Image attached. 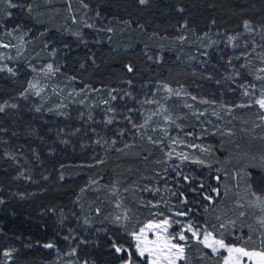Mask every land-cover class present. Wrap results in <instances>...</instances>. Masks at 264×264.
Returning <instances> with one entry per match:
<instances>
[{
    "label": "trees",
    "instance_id": "16d2710c",
    "mask_svg": "<svg viewBox=\"0 0 264 264\" xmlns=\"http://www.w3.org/2000/svg\"><path fill=\"white\" fill-rule=\"evenodd\" d=\"M13 3L17 7L10 8L6 0L0 3V34L23 31L29 41L25 55L17 62L20 74L12 77L0 71V85L7 93L19 87L29 78V66L43 55L53 60L58 71L52 77L54 95L43 93L37 101L22 102L19 111L0 114V264H61L58 261L74 246L85 264H124L112 244H133L131 225L153 216L156 207L140 202L139 195L133 196L147 184L151 187L148 200L163 193L165 206L191 210V218L209 225L217 220L221 208L234 211L237 188L251 186L264 191V132L252 129L253 116L248 113L238 114L234 133L212 140L211 167L198 170L202 173L206 169L209 174L205 177L185 180L176 174L162 178L164 166L153 145L139 140L112 145L113 135L127 127L124 121L133 109L145 108L148 99L156 96L153 84L205 82L210 87L208 75L215 62L224 66L228 54L239 52L233 48V52L219 56L216 47L220 44L218 47L224 48L238 35L243 37L242 46L249 48L247 52L257 47L264 50L259 32L253 33L264 26V0ZM75 16L78 21H73ZM92 20L102 33L90 26ZM246 22L254 30L246 28ZM194 48L203 49L211 58L200 63L198 52L189 53L195 52ZM250 64L253 62L245 64L244 71L252 75ZM128 66L133 71L129 72ZM95 88L113 89L117 94L119 110L109 114L111 124L104 120L105 114L92 112L97 104L91 98L84 100L79 95ZM102 141H108L106 149ZM21 169H35L34 181L14 186L13 177ZM237 172L241 173L239 178ZM215 175L223 178L219 186L224 194L206 210L202 196L208 194L209 187L217 186ZM92 181L97 184L100 193L96 198L101 205L98 214L94 207L96 216L85 224L83 204L75 199L79 189ZM201 184L205 185L203 191ZM116 185L122 192V205L129 210L125 223L113 218L110 193ZM42 190L45 193L39 195ZM184 199L186 204L181 203ZM71 209L79 213L78 221ZM238 218L227 240L247 234L252 237L249 243L257 244L258 225L246 217ZM49 243L54 247H44ZM5 249L14 251L10 260L1 257ZM207 260L208 264H218L217 259Z\"/></svg>",
    "mask_w": 264,
    "mask_h": 264
},
{
    "label": "rangeland",
    "instance_id": "374dc122",
    "mask_svg": "<svg viewBox=\"0 0 264 264\" xmlns=\"http://www.w3.org/2000/svg\"><path fill=\"white\" fill-rule=\"evenodd\" d=\"M95 18V16L93 18L90 16V19ZM78 20L79 19L77 16H75L73 19V21ZM96 20H92L94 23L92 22L91 25L90 23H87V25L94 26L93 28L95 29V32L102 33L100 32L103 31L102 28L95 27L97 26ZM249 30L252 31L254 29L249 27ZM110 31H113V29L111 28ZM258 32L262 39L261 41L259 38V41L262 42L260 45L264 47V26H258L257 29L255 28L253 33ZM8 33H11V35ZM28 36L29 35L23 31H7L6 33L0 34V43H8L11 45L9 48L0 47V55L4 57L3 59H0V68H3L6 65L7 67L12 68L15 74H20L19 71L17 72V62L25 55L29 41ZM241 40L243 41V37L238 35L233 40L225 43L224 48H219L218 46L220 44L216 47L219 56L227 55V52L229 51L233 52L231 51L233 48H237L239 52L237 55L235 54L233 56L228 54V56L225 57L226 61L224 60L225 62H223L224 66L218 65L215 62L217 67L215 66V68H212V71L208 75L211 88L208 85H205V82L197 85L190 83L173 84L161 82L153 84L152 87L156 96L154 98L151 96V98L148 99L145 108L141 109L140 107H136L133 109L132 115L129 116L131 119L129 120V117H127L126 121H124V124L127 127L120 130L117 135H113L115 138L113 137V140L111 139L112 145L118 146L123 143L127 145L138 140L146 141L153 145V148L157 150V156L160 159L159 162L164 166V171L162 170V178H174L178 173L184 177L187 176L188 178H197L203 177L205 174H209L206 169L203 170L202 173L199 171L201 168L207 167L206 165H210V162H212L211 158L214 157L212 140L216 139V137L219 135H228L226 133L229 130H231V133H234L236 131L235 126L239 124L237 121L238 114L248 113L249 115L253 116V121L251 124L252 129L261 130L264 132V121H261L260 119V116L264 115V110H261L259 106L253 102L255 99L259 98L261 89H264V80L257 79L258 76H264V72L259 71L261 68H264V50H260V48L257 47L255 50L250 49L251 51L249 53L247 52L249 48L242 46ZM237 44H239V46H236ZM194 49L195 52L189 53H192L193 55L198 52L200 63L205 59L211 58L209 53L203 49ZM187 50L191 51L190 49ZM8 57H11V59ZM43 57L44 58L41 57L36 63L30 66L27 65V62L24 63L25 66H29L30 75L28 80L21 82V88L19 86L16 89H10L7 93L4 90L5 87L0 85V106L4 107V111L0 112V114H9L13 111H19L21 108L20 104L22 102L30 103L32 100L37 101L38 96L35 94L37 90L42 89L40 95L43 93L46 95H54L53 92H55V87L52 83L53 73H47L45 69L49 64L53 65L54 69L55 65L53 60L50 59L48 55H43ZM248 62H253V64H250L251 70L253 71L252 75L244 71L245 64ZM3 72L12 77L15 75L6 70ZM29 82L35 83L37 88L30 89L28 87ZM165 85H167V88H171L173 92L170 93L167 88H165ZM250 85H255V89L249 87ZM245 87L248 88L249 92H254V95L244 96L243 92ZM177 91L180 92L179 96L174 94ZM79 93L82 99L85 100L89 97L97 104L98 107L96 106L93 108L92 112L99 111L100 114H105V121L110 118L109 114H115V112H118L119 110L117 107L118 102L116 103L115 101L116 99L112 100V96L117 98V94L113 89L109 92H106L99 88H95L93 90H83ZM192 97H195L196 99H192ZM205 101H207V103H205ZM12 105H15V107H12ZM186 105H191V107H187ZM239 105L250 106L239 107ZM161 107L165 111L160 112ZM110 108H114L115 111H109ZM229 109H231V111H229ZM199 112H203L204 115L197 119L193 113ZM154 113L158 114L154 115ZM165 115H169L171 119L175 121V124L165 122ZM146 120L147 124L145 125ZM133 124H135L137 127H133ZM176 125H179L180 127H176ZM189 133H191V135H188ZM148 137H152V140L160 141V143H152L148 140ZM173 138L184 140L185 143L200 145L201 148L209 149V151H200L198 149L185 147L184 145H172L171 140ZM101 139L104 138L101 137ZM101 145H103L105 149L109 146L108 141H102ZM173 148H175V152H172V156L169 158L168 153L171 152ZM180 152L187 154L189 156V160L184 161L179 159L176 154ZM100 159H102V157ZM192 159L203 160L205 165L194 164L191 162ZM18 161L20 162V160ZM35 172V169L19 170V172L14 175L12 180L15 183L14 186L19 184L20 181H26L28 183L34 181L33 178L36 175ZM142 179L143 183H145L146 180L144 178ZM117 189L118 186L116 185L115 189L110 193L112 195L110 200L113 201L112 204L114 219L117 215H122L125 210H127V214H129L128 207L122 205V192ZM138 190L135 191L134 194L132 193L134 198L139 195L140 202H144L146 205H150V207L155 205L154 207L156 208H154L152 215L160 211L171 215L172 213L169 212V209H171L172 212L181 211L180 206L176 207L169 204V206H165L162 195L163 193H155L157 197L153 198V201L148 200V191L151 190L150 184H147L142 191ZM255 190L258 189L256 187H253L252 189L249 187H244L243 189L237 188L236 191L238 195L236 197V201L240 200L245 204V208L243 210L245 211L246 215L244 217H246V219L253 220L255 225H258L260 239L261 235L264 234V228L261 227V225L258 223V220L261 217H264V213L260 211L259 207H256L255 204L251 203L254 201L251 191ZM44 193L45 191L42 190L40 191L39 195ZM99 193L100 192L98 190L97 184L93 181L79 189V194L76 196L75 200L80 202L81 205L83 204L81 207V211L84 213L82 223L89 224L91 221L90 218L96 216L93 214L95 206H97V209L100 210L101 202L96 198L99 196ZM167 193H169V191H167ZM117 204H119L120 207H117ZM234 207V211L232 212L229 208L227 211L224 209L222 210L221 208V212L217 216L219 219L213 222L212 225L207 224L205 221L198 222L194 218H191V216L187 218L177 217V219L184 220L185 222L187 219H191L194 223L207 227L209 231H224L225 238L227 239L228 232H230L232 228L229 227L226 230H221L219 228V224L221 222H227L230 220L236 221L239 219L238 217L240 209L236 207V203L234 204ZM97 209L96 212L98 214ZM70 213L72 217H77L76 221L79 220L78 212L71 209ZM88 214H90V217ZM152 218L153 216L145 219L143 222H141V224H136V222H134L129 229V233L142 226L143 223ZM123 221L125 223L127 220ZM175 227L178 228V226ZM74 232L75 231L72 230V233ZM251 245L259 247L260 241L257 244L252 242ZM71 249V252L58 262L61 264H85L86 260L84 256L79 255L78 248L74 246ZM73 249H75L74 253ZM5 251L11 252L10 258L3 255ZM202 251L207 250L202 249L198 244H194L192 246L188 252L190 264H208L207 259L209 258L206 260L201 259ZM13 254L14 251L5 249L3 252H1V257L3 256L6 260H10ZM211 259L215 260V258Z\"/></svg>",
    "mask_w": 264,
    "mask_h": 264
},
{
    "label": "snow or ice",
    "instance_id": "6c2138e0",
    "mask_svg": "<svg viewBox=\"0 0 264 264\" xmlns=\"http://www.w3.org/2000/svg\"><path fill=\"white\" fill-rule=\"evenodd\" d=\"M5 2V0H0V3ZM8 6L10 8L17 7L13 0H6ZM146 0H140V3H145ZM29 11H31V7L29 6ZM245 27L249 28L248 23H245ZM11 35V33H8ZM232 39V38H230ZM0 47L9 48L11 47L8 43H0ZM4 57L0 55V59ZM11 59V57H8ZM8 71L10 73H14L13 69L7 67L6 65L3 68H0V71ZM47 73H54V71H58V69H53V65L49 64L45 69ZM128 71H133L131 66H128ZM260 72H264V68L259 70ZM239 74V73H237ZM257 79L264 80V76H258ZM28 87L30 89H36L37 85L35 83L29 82ZM243 87V85H242ZM252 89H255V85H250ZM167 88V85H165ZM167 90L171 93L173 90L171 88H167ZM42 89L36 91V95L39 96ZM179 96L180 92L177 91L174 93ZM244 96H252L254 92H249L248 88L245 87L243 92ZM116 97L112 96V100H115ZM192 99H196L192 97ZM155 102V101H151ZM256 105L259 106L261 110H264V89H261L260 95L258 99L253 101ZM107 103V102H106ZM207 103V101H205ZM187 107H191V105H186ZM250 105H239V107H245ZM15 107V105H12ZM4 111V107L0 106V112ZM39 111V109H37ZM109 111H115L114 108H110ZM165 111L162 107L160 112ZM231 111V109H229ZM158 114V113H154ZM215 114V113H214ZM197 119L200 116H203V112L193 113ZM131 118L129 117V120ZM261 121H264V115L260 116ZM165 122L175 124V121L171 119L169 115L164 116ZM113 120L109 118L106 123L111 124ZM147 124V120L145 121V125ZM133 127H137L133 124ZM142 127V126H141ZM176 127H180L176 125ZM226 134L231 135V130H229ZM188 135H191L189 133ZM148 140L152 143H160V141L152 140V137H148ZM172 145H184L188 148L198 149L200 151H209V149L201 148L200 145L185 143L184 140L175 139L171 140ZM172 152H175V148L172 149L171 152L168 153L169 158L172 156ZM177 157L181 160L187 161L189 160V156L184 152H180L176 154ZM192 163L205 165V162L200 159H192ZM207 167H211V165H206ZM180 173H178L179 175ZM236 177L239 178L241 173L237 172ZM185 180L188 179L187 176L184 177ZM213 179L217 182L216 187H209L208 194L203 195L202 198L206 202L205 208L207 210L208 205L214 206L215 203L219 201V198L224 194L222 188L219 186L222 183V176L215 175ZM205 188L204 184L200 185L201 191ZM251 188V186H249ZM196 191V189H193ZM181 195H183L181 193ZM251 195L254 197V201L251 203L255 204L256 207L260 208V211L264 213V191L255 190L251 191ZM2 203V201H0ZM182 204H186L187 200L184 199L181 201ZM155 206V205H153ZM117 207H120L117 204ZM236 207L240 209L239 217H244L246 215L245 204L240 200L236 201ZM99 212V209H97ZM188 211H174L171 212V215L166 214L163 211L157 212L153 215L152 219H149L147 222L143 223L142 226L134 229L129 236L131 237L133 244H130L128 247H124L122 244H117L113 242L112 247L115 252L121 255V259L124 261V264H190L188 252L192 248L194 244H198L202 249L207 251L201 252V259L206 260L207 258H215L218 261V264H264V234L260 237V245L259 247L253 246L249 243L252 240L250 235H242L238 236L237 239L227 240L225 238L224 231H209L207 227L203 225H199L194 223L191 219L184 220L177 219V217H189ZM116 221L119 222L121 220H127V210L122 215H117L115 217ZM219 219V217H217ZM258 223L264 228V217H261L258 220ZM236 221L230 220L227 222H221L219 224V228L221 230H226L229 227L235 230ZM175 226H178L175 227ZM246 237V238H245ZM46 248H53L54 245L49 243L44 245ZM75 249H73V253ZM6 257H11V252L5 251L3 253ZM126 257V259H125Z\"/></svg>",
    "mask_w": 264,
    "mask_h": 264
}]
</instances>
